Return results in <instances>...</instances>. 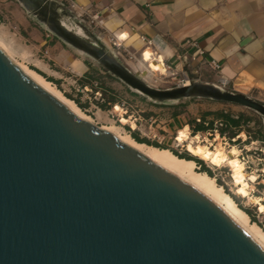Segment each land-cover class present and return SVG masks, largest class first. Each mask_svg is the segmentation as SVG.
<instances>
[{
    "label": "water",
    "instance_id": "obj_1",
    "mask_svg": "<svg viewBox=\"0 0 264 264\" xmlns=\"http://www.w3.org/2000/svg\"><path fill=\"white\" fill-rule=\"evenodd\" d=\"M18 1L156 102L211 98L264 118L263 102L197 72L190 84L151 86L59 0ZM0 264H264V248L195 186L78 117L0 48Z\"/></svg>",
    "mask_w": 264,
    "mask_h": 264
},
{
    "label": "rangeland",
    "instance_id": "obj_2",
    "mask_svg": "<svg viewBox=\"0 0 264 264\" xmlns=\"http://www.w3.org/2000/svg\"><path fill=\"white\" fill-rule=\"evenodd\" d=\"M59 1L86 26V35L93 31L125 66L151 86L176 87L190 80L192 72H197L201 81L221 85L225 90L240 92L264 103V98L255 91L245 93L243 88L232 83L222 84L215 73L206 71L189 57L182 62L166 61L167 68L163 72L154 69L142 62V49L135 50L123 44L115 46L110 40L112 36L90 20L79 17L70 3ZM44 26L18 0H0V37L12 49L9 57L13 62L18 66L24 63L53 78V83L79 105L90 117L86 120L95 126L110 131L115 124L133 137L138 135L171 151L189 152L197 157V161L194 159L197 170H210L240 208L247 213L253 212L248 213L251 221L259 223L264 230V118L261 114L244 105L203 97L156 102L132 89L96 59L65 43ZM75 28L84 35L81 27ZM228 115L240 116L239 134L245 131L248 136L243 141V134L238 146L229 143L227 138H218L214 130L216 122L222 121L225 125L218 126L230 135L232 130L227 129L226 123ZM197 118H201V122ZM210 122L214 129L194 131L197 124L210 127ZM244 144H248L251 151L243 159L240 152L233 156L229 151L234 148L239 151L238 147ZM191 148L195 151H190ZM245 152L242 153L246 155ZM253 188L255 191H251Z\"/></svg>",
    "mask_w": 264,
    "mask_h": 264
},
{
    "label": "crops",
    "instance_id": "obj_3",
    "mask_svg": "<svg viewBox=\"0 0 264 264\" xmlns=\"http://www.w3.org/2000/svg\"><path fill=\"white\" fill-rule=\"evenodd\" d=\"M62 1L73 2L116 44L142 49V62L154 69L163 72L166 61L189 57L218 79L264 98V0Z\"/></svg>",
    "mask_w": 264,
    "mask_h": 264
},
{
    "label": "bare ground",
    "instance_id": "obj_4",
    "mask_svg": "<svg viewBox=\"0 0 264 264\" xmlns=\"http://www.w3.org/2000/svg\"><path fill=\"white\" fill-rule=\"evenodd\" d=\"M68 26L76 31V28L72 25L68 24ZM0 48L8 56L11 57L13 51L10 46L5 42V40L1 37ZM18 67H20L24 71V73L28 75L31 79H33L37 84H39L46 91H48L50 94H52L62 103H64L78 117L84 120L90 118L74 100L67 97L55 85V83L47 79L37 70L29 67L24 63H21ZM186 83L190 84V80H187ZM215 85L223 89V86L218 84ZM137 91L141 92L139 90ZM109 130L118 139H120L130 147L143 153L155 163L176 174L186 182L199 189L202 193H204L206 196L216 202L219 206H221L242 228H244L253 237V239L259 245L264 248L263 228L256 222L251 221L249 214L237 205L233 197L226 192L223 185L219 184L215 177L210 176L206 171L197 170V163L194 159L181 158L169 148H162L145 142H140L136 140L128 131L122 132L119 127L115 124H113ZM196 139L198 140V138ZM190 151L194 152L195 150L191 148ZM229 151L232 153L233 156H237V154L239 153V151L235 148ZM256 181H252V183Z\"/></svg>",
    "mask_w": 264,
    "mask_h": 264
},
{
    "label": "built area",
    "instance_id": "obj_5",
    "mask_svg": "<svg viewBox=\"0 0 264 264\" xmlns=\"http://www.w3.org/2000/svg\"><path fill=\"white\" fill-rule=\"evenodd\" d=\"M75 4L72 2L71 3V7H72V9L73 10H75ZM78 14V13H77ZM83 15H84V13L83 14H78V16L79 17H83ZM90 22H91V24L92 23H94V21L92 20H90ZM110 40L114 43V45L115 46H119V44H116V42H115V40H113V36L112 37H110ZM191 45L192 46H197V44H196V42H193V43H191ZM199 51L201 52V53H204V51H201V49H199ZM186 57H184V59H185ZM209 64L211 65V67L214 69V70H216V71H218V70H220L221 69V64L218 62V61H216V60H212V61H210L209 62ZM219 81L222 83V84H224V85H226L227 83H229V81L226 79V78H224L223 76H221L220 78H219ZM197 121L198 122H201V118H197ZM221 126V127H223L225 124H224V122H222V121H219V122H216V128L214 129V128H211V129H214L215 130V132H216V136L219 138V137H222V138H227L228 140H229V143L230 142H233V144L235 145V146H238V140H239V138H241L242 137V135L244 134V138H243V141H246L247 140V133L245 132V131H243V132H241L240 134L238 133V134H236L235 136H230V135H228V131L227 130H224V131H221V129H220V127L219 126ZM251 137V136H250ZM238 149H239V156L241 155V158L243 159V158H245V156H249V152L251 151V148L250 147H248V144H244L243 146H241V147H238ZM244 150L246 151L245 153H246V155H244V153H242V152H244ZM258 176H260V175H258ZM254 183V182H253ZM251 191H255L254 190V188L251 190Z\"/></svg>",
    "mask_w": 264,
    "mask_h": 264
},
{
    "label": "trees",
    "instance_id": "obj_6",
    "mask_svg": "<svg viewBox=\"0 0 264 264\" xmlns=\"http://www.w3.org/2000/svg\"><path fill=\"white\" fill-rule=\"evenodd\" d=\"M39 71V70H38ZM40 72V71H39ZM40 73H42V72H40ZM43 74V73H42ZM46 78H48L50 81H52V82H55V80L53 79V78H51V77H47L45 74H43ZM226 123H227V129L229 128L230 130H232V131H230L229 129V131H230V136L232 137V136H235L236 134H238L240 131H241V128H242V126H241V124H240V116H238L237 118H233V117H231V116H226ZM210 127H207V126H205L204 124H197L196 126H195V129H194V131L195 132H197V131H199V130H202V129H207V128H212L213 126V122H210ZM134 138L136 139V140H138V141H140V142H145V143H148V144H151V145H154V146H158V147H162V148H164L165 146H162V145H160L158 142H155V141H151V140H148V139H146V138H140L138 135H135L134 136ZM168 148V147H167ZM173 152L176 154V155H178L179 157H181V158H187V159H196V161H197V157H195V156H192L189 152H184V153H179L178 151H175V150H173ZM203 171H206L210 176H212V177H214L213 176V174L211 173V171L210 170H208L207 168H203L202 169ZM235 200V199H234ZM248 213L251 215V214H253V212H250V211H248ZM256 222V221H255ZM259 224V223H258Z\"/></svg>",
    "mask_w": 264,
    "mask_h": 264
}]
</instances>
